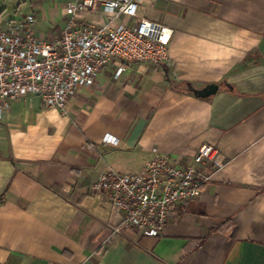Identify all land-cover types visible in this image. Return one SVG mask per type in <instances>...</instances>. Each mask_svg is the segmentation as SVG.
<instances>
[{
	"label": "crops",
	"instance_id": "crops-1",
	"mask_svg": "<svg viewBox=\"0 0 264 264\" xmlns=\"http://www.w3.org/2000/svg\"><path fill=\"white\" fill-rule=\"evenodd\" d=\"M71 1L0 0V29L33 15L52 40ZM137 3L169 38L168 62H133L118 79L112 62L65 112L0 101V264H264V0ZM210 84L214 95L193 94ZM202 145L225 165L160 237L113 233L123 214L91 190L102 171L137 174L158 155L184 165Z\"/></svg>",
	"mask_w": 264,
	"mask_h": 264
},
{
	"label": "built area",
	"instance_id": "built-area-1",
	"mask_svg": "<svg viewBox=\"0 0 264 264\" xmlns=\"http://www.w3.org/2000/svg\"><path fill=\"white\" fill-rule=\"evenodd\" d=\"M99 11L110 17V23L92 26L80 18L84 12ZM64 12L68 21L52 40L35 36L33 15L7 21L6 28L0 29L2 108L35 96L44 107L65 112L70 96L91 88L112 62L117 63L114 78L118 79L133 62L169 61V38L163 37L159 25L143 18L137 0H72ZM119 17L137 23L126 26L118 23ZM44 27L50 31L48 25ZM102 143L109 144L106 137ZM224 165L214 147L202 145L184 165L158 155L137 174H120L108 168L99 174L91 190L107 193L111 205L123 214L113 233L134 229L143 237L158 238L175 210L198 199L211 175Z\"/></svg>",
	"mask_w": 264,
	"mask_h": 264
},
{
	"label": "water",
	"instance_id": "water-1",
	"mask_svg": "<svg viewBox=\"0 0 264 264\" xmlns=\"http://www.w3.org/2000/svg\"><path fill=\"white\" fill-rule=\"evenodd\" d=\"M217 90L218 87L216 85L210 84L201 90H195L193 94L199 98H208L214 95L217 92Z\"/></svg>",
	"mask_w": 264,
	"mask_h": 264
}]
</instances>
